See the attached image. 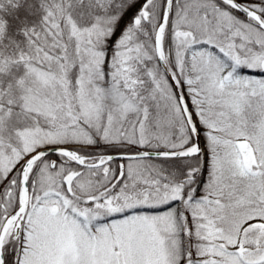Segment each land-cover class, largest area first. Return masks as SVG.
Segmentation results:
<instances>
[{"label": "snow or ice", "instance_id": "snow-or-ice-1", "mask_svg": "<svg viewBox=\"0 0 264 264\" xmlns=\"http://www.w3.org/2000/svg\"><path fill=\"white\" fill-rule=\"evenodd\" d=\"M0 264H264V0H0Z\"/></svg>", "mask_w": 264, "mask_h": 264}, {"label": "trees", "instance_id": "trees-1", "mask_svg": "<svg viewBox=\"0 0 264 264\" xmlns=\"http://www.w3.org/2000/svg\"><path fill=\"white\" fill-rule=\"evenodd\" d=\"M134 11H135V9L132 10V12H134ZM131 14H132V13L130 12V13L128 14V17H130ZM128 17H126V19H128Z\"/></svg>", "mask_w": 264, "mask_h": 264}]
</instances>
